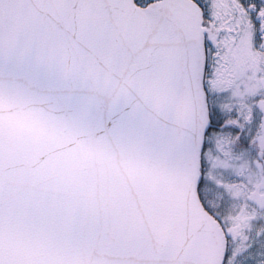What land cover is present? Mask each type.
I'll use <instances>...</instances> for the list:
<instances>
[{
    "label": "snow or ice",
    "instance_id": "1",
    "mask_svg": "<svg viewBox=\"0 0 264 264\" xmlns=\"http://www.w3.org/2000/svg\"><path fill=\"white\" fill-rule=\"evenodd\" d=\"M0 264H264V0H0Z\"/></svg>",
    "mask_w": 264,
    "mask_h": 264
}]
</instances>
